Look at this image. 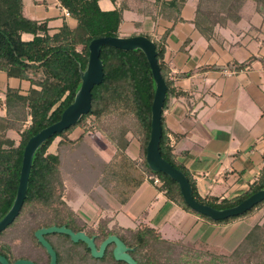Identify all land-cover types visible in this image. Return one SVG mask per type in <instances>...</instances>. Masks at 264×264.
Masks as SVG:
<instances>
[{
    "label": "trees",
    "instance_id": "trees-1",
    "mask_svg": "<svg viewBox=\"0 0 264 264\" xmlns=\"http://www.w3.org/2000/svg\"><path fill=\"white\" fill-rule=\"evenodd\" d=\"M59 1L69 10L71 18L75 21L74 25L63 22L58 27H51L49 19L28 18L24 12V0H0V71L6 73L7 77L26 81L30 85L25 94L20 93L18 88L7 87L0 98V110H4V114H0V219L9 210L15 198L23 151L28 139L44 127L58 121L63 110L73 101L81 84L80 71L84 70L87 64L90 41L99 37L121 36L120 24L124 5H116V1L111 0L115 4L114 8L104 10L99 5L101 0ZM185 1L164 2L160 10L176 9L178 15L174 20H181L179 11ZM248 8L264 16V0H197L193 21L198 30L209 39L217 24L223 26L228 22L239 21ZM166 35L164 33L158 39L145 35L155 43L160 73L168 86L161 113L160 154L186 175L191 185L192 196L198 202L216 209L234 206L264 188V166L259 177L244 193L236 197L218 199L199 195L194 179L174 158L164 124L163 112L168 108L171 97L177 94L169 79V70L164 59ZM99 57L103 65V79L91 90L90 111L83 114L74 125L46 139L36 149L31 162L25 200L17 217L5 228L26 216L27 209L33 210L36 216H42L43 219L29 227L26 234L32 239V250L34 252L41 250L45 258L20 253L24 250L25 244H18V238L14 247L6 241L0 242V255H3L10 264L20 258L30 259L35 264H48L49 255L34 236V231L40 227L53 225H63L73 232L86 231L88 236L94 237L96 246L107 236L117 235L131 248L129 253L138 264H162L159 246L166 245L164 252L167 253L170 250L169 246L182 243L162 239L155 228L145 224L134 230L122 229L118 233L115 227L108 228L106 220L105 222L99 220L94 230L85 228V223L63 198L65 186L61 177L63 163L61 156L83 150V147L88 146L84 141L88 133L92 136L94 134L103 136L115 150L111 161L103 164L100 170L106 180L113 182L112 188L122 202L126 201L144 178L156 176L163 182L161 188L169 200L210 223H230L254 213L264 204L262 200L243 214L222 220H213L192 210L184 202L178 183L162 172L152 171L146 164L145 151L150 134L151 104L155 91V82L146 56L140 49L122 50L103 45ZM244 64L241 63L239 66L243 67ZM239 66L236 65V68ZM28 115L31 117L30 124L24 127ZM79 126L82 132L76 138H70L69 135ZM129 132L140 143L139 164L131 162L126 155L130 141ZM11 133H15L17 138ZM55 139L57 141L53 148ZM4 230L0 232V239ZM123 231L128 235L122 233ZM44 237L56 252L57 264H127L115 260L112 253L113 244L107 245L101 258H94L84 242L75 243L67 234L50 233ZM187 245L200 248L199 250L194 248V252H205L216 264H221L225 259L223 256L213 255L212 252L215 250L204 244ZM262 246L264 247V223L252 226L229 256L236 260ZM187 255L181 253L180 259L190 261V256L193 258L199 256L195 253Z\"/></svg>",
    "mask_w": 264,
    "mask_h": 264
},
{
    "label": "crops",
    "instance_id": "crops-1",
    "mask_svg": "<svg viewBox=\"0 0 264 264\" xmlns=\"http://www.w3.org/2000/svg\"><path fill=\"white\" fill-rule=\"evenodd\" d=\"M115 1L124 5L121 36L150 35L158 39L167 34L164 59L177 94L171 97L163 117L175 160L187 169L201 196L228 199L244 193L264 166V16L248 8L239 21L217 24L207 39L193 21L197 0L185 1L178 21L174 20L176 9L160 10L162 3L171 0ZM24 2L25 15L30 19H49L54 28L63 22L75 23L62 16L55 0ZM99 5L110 10L115 4L101 0ZM241 63L245 66L240 67ZM7 87L25 94L30 85L0 71V98ZM79 134L72 132L69 136L76 138ZM128 136L126 155L139 164L140 143ZM84 140L88 145L84 151L61 158L73 173L71 191L65 190L63 198L87 227L105 219L108 228L134 230L145 224L160 233L159 228L169 223L176 234L166 239L160 233L162 239L230 252L252 226L264 222L262 208L252 217L227 224L210 223L183 210L147 178L122 202L112 188L113 182L100 170L111 161L115 150L105 140L108 156H100L90 147L86 135ZM148 209L150 213L141 216Z\"/></svg>",
    "mask_w": 264,
    "mask_h": 264
},
{
    "label": "water",
    "instance_id": "water-1",
    "mask_svg": "<svg viewBox=\"0 0 264 264\" xmlns=\"http://www.w3.org/2000/svg\"><path fill=\"white\" fill-rule=\"evenodd\" d=\"M108 45L122 50L140 49L149 63V67L155 82V91L151 104L150 134L146 145L145 160L147 166L154 172H162L175 180L184 199V202L194 211L205 215L213 220H222L231 216L243 214L254 205L264 200V188L249 195L240 203L216 209L209 205L198 202L193 196L191 185L186 175L178 168L171 165L160 154L159 141L162 134L161 113L166 97L167 84L164 81L157 63V51L153 40L145 35L132 36H106L95 38L88 45L89 55L84 70L80 71L81 84L75 93L73 101L63 110L58 121L44 127L39 132L31 136L23 151V158L20 168L19 183L13 203L6 214L0 219V232L10 225L19 214L26 197L27 183L31 169V162L36 149L55 133L74 125L83 114H87L91 108V90L95 85L101 83L103 79V65L99 57L101 46ZM62 233L67 234L73 242L82 241L89 248L92 257L101 258L109 244H113V256L117 261H124L127 264H138L130 255L131 250L117 235L107 236L97 247L94 237L88 236L85 231L73 232L65 226L40 227L34 231V236L46 249L49 255V264H57L56 252L52 245L45 239L46 234ZM0 264H10L8 260L0 255ZM13 264H35L32 260L20 258Z\"/></svg>",
    "mask_w": 264,
    "mask_h": 264
},
{
    "label": "rangeland",
    "instance_id": "rangeland-1",
    "mask_svg": "<svg viewBox=\"0 0 264 264\" xmlns=\"http://www.w3.org/2000/svg\"><path fill=\"white\" fill-rule=\"evenodd\" d=\"M91 125H92V123H91ZM81 132H82V128L80 126L77 127L73 131L74 135L75 134L77 135ZM128 134H131L132 137L135 138L131 132H129ZM11 135L13 137L17 138V135L15 133H11ZM86 137H87V142L90 143V147L94 150V152H97L100 156H108V149L103 146L105 144V139L103 138V136L100 137L97 134H94L92 136L90 133H88L86 135ZM86 147H88V146H86ZM86 161H88V160H86ZM68 167H69V165L67 164L66 160H63L62 168H61V170H62L61 171V177L64 180L65 190L70 192L71 186L73 184V173L70 171V169H68ZM262 208H264V204L261 206V208L256 209L254 211V213L261 211ZM26 212H27L26 216L19 218L13 225L9 226L7 229L4 230L3 235L0 239V242L5 243V241H6L14 247L16 239L19 238L18 244H22V243L25 244L24 250L20 253L30 254L32 256L33 255H38V256L40 255L42 258H45V255L41 250H37L36 252H34L32 250V248H31L32 239L29 235L26 234V232H27L26 230H28L29 227L31 228L32 225L34 226V224L38 223L43 218H42V216H36L34 211L31 209H27ZM147 213H150L149 209L146 211V213H142L141 216L146 217ZM191 214H193V213H191ZM252 214L251 213L247 214L244 217H246V218L252 217ZM148 215H150V214H148ZM100 220H103V222H105V219H100ZM84 223H82V224H84ZM84 225L86 226V223ZM97 225L98 224L95 223V225H90L88 227L86 226V228L88 230H94L97 228ZM105 225H106V223H105ZM115 230L117 231V233L122 231V229H120V228H116ZM159 231H160L162 237L166 238V239H169L172 236H175V234H176L175 230H173L172 225L171 224L169 225V223H167L163 227L159 228ZM122 233H124L125 235L126 234L128 235V233L126 231H123ZM28 234H29V232H28ZM64 241H67V240L64 239ZM165 246L166 245L159 246V250H161V255H160L161 257L160 258L163 262L162 264H216L214 261H212V259L209 258L210 255L206 254L205 252H194V248H196V247L193 245L176 243V244L172 245L171 247L169 246L170 250L167 253L164 252ZM199 249L200 248H198V247L196 248V250H199ZM210 249L215 250V252H212L213 255L225 257V259L222 261L221 264H230L229 262H231V261H234L231 264H240V262L248 263V264H257V263H263L264 262V247L263 246L260 247L259 249L255 250V251H251L249 253L243 254L239 259H236V260L232 259V257L229 256L231 254V251L225 252L223 248H222L223 250L222 249L218 250L215 248L214 249L210 248ZM181 253H186V255L188 253L187 256L195 253L199 256H197L196 258H193L192 256H190L191 260L186 261V260L180 259Z\"/></svg>",
    "mask_w": 264,
    "mask_h": 264
},
{
    "label": "built area",
    "instance_id": "built-area-1",
    "mask_svg": "<svg viewBox=\"0 0 264 264\" xmlns=\"http://www.w3.org/2000/svg\"><path fill=\"white\" fill-rule=\"evenodd\" d=\"M55 2H56V6L60 9V12H61L62 16H63L64 18H67V19L71 18V15H70L69 10H68L67 8H65V7L60 3L59 0H55ZM30 119H31V117H30V115H28L27 118H26V120H25V122H24V125H23L24 127L30 124ZM140 161H141V158H140ZM146 178H147L148 180H150V181L152 182V184H154V185H156V186H158V187H160V188L162 187L163 182H162L158 177H156V176H148V177H146ZM161 189H162V188H161ZM163 191H164V190H163Z\"/></svg>",
    "mask_w": 264,
    "mask_h": 264
},
{
    "label": "flooded vegetation",
    "instance_id": "flooded-vegetation-1",
    "mask_svg": "<svg viewBox=\"0 0 264 264\" xmlns=\"http://www.w3.org/2000/svg\"><path fill=\"white\" fill-rule=\"evenodd\" d=\"M85 228H86V227H85ZM86 229H87V228H86ZM85 233H86V231H85ZM90 237H92V236H90ZM99 245H100V244H99ZM99 245H98V246H99ZM98 246H97V247H98ZM47 254H48V253H47ZM49 260H50V258H49ZM12 264H13V263H12ZM48 264H49V263H48Z\"/></svg>",
    "mask_w": 264,
    "mask_h": 264
}]
</instances>
